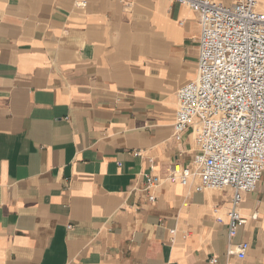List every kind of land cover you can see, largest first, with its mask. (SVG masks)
I'll return each instance as SVG.
<instances>
[{
  "label": "crops",
  "instance_id": "1",
  "mask_svg": "<svg viewBox=\"0 0 264 264\" xmlns=\"http://www.w3.org/2000/svg\"><path fill=\"white\" fill-rule=\"evenodd\" d=\"M79 1L0 0V264H264V176L231 240L249 243L244 259L227 255L231 190L196 176L154 201L143 190L196 151L173 124L197 76L198 13Z\"/></svg>",
  "mask_w": 264,
  "mask_h": 264
},
{
  "label": "built area",
  "instance_id": "2",
  "mask_svg": "<svg viewBox=\"0 0 264 264\" xmlns=\"http://www.w3.org/2000/svg\"><path fill=\"white\" fill-rule=\"evenodd\" d=\"M198 13L201 24L197 76L177 92L173 137L190 131L196 151L191 165L174 163L167 177L144 174L152 188L165 181L189 183L200 190H231L227 255L244 259L249 243L231 242L248 218L240 211L245 194L264 176V11L262 0H174ZM86 5V0H80ZM219 209H215L218 212ZM257 215L253 214L252 219ZM222 222V219L218 218ZM217 257L210 263L216 264Z\"/></svg>",
  "mask_w": 264,
  "mask_h": 264
},
{
  "label": "bare ground",
  "instance_id": "3",
  "mask_svg": "<svg viewBox=\"0 0 264 264\" xmlns=\"http://www.w3.org/2000/svg\"><path fill=\"white\" fill-rule=\"evenodd\" d=\"M261 3H264V0H262V2Z\"/></svg>",
  "mask_w": 264,
  "mask_h": 264
}]
</instances>
